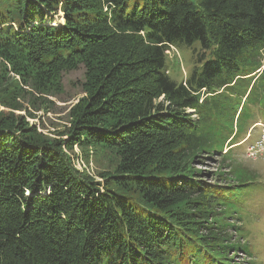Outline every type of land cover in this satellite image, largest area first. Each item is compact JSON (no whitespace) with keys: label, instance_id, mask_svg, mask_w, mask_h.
I'll list each match as a JSON object with an SVG mask.
<instances>
[{"label":"trees","instance_id":"obj_1","mask_svg":"<svg viewBox=\"0 0 264 264\" xmlns=\"http://www.w3.org/2000/svg\"><path fill=\"white\" fill-rule=\"evenodd\" d=\"M195 42L203 64L176 84L168 48ZM79 67L51 138L27 110ZM258 121L264 0H0V264H246L257 178L232 146Z\"/></svg>","mask_w":264,"mask_h":264},{"label":"rangeland","instance_id":"obj_2","mask_svg":"<svg viewBox=\"0 0 264 264\" xmlns=\"http://www.w3.org/2000/svg\"><path fill=\"white\" fill-rule=\"evenodd\" d=\"M61 20L59 15L54 17V22L57 24H60ZM201 54L199 42H195L191 46L176 44L169 47L165 57V68L169 79L176 84H180L188 79L195 69H199L202 66L203 62L199 63L197 61L198 56ZM208 58V56L205 57V59ZM83 76L84 69L82 67L66 72L62 80L63 93L49 97L48 100L51 103L43 104L38 111L28 108L27 111L35 115V118L28 119V122L35 125L40 132L49 135V137H58V133L65 131L69 126V110L83 96L81 89V84L84 81ZM25 106L27 107V104ZM21 114L25 115L24 112ZM260 133L261 130L258 127V122H255V128L250 138L246 136L232 146L234 164L254 172L257 178L256 183L250 187L255 191L252 190L249 193V199L259 197L255 200V204H253L256 212H251L246 216L243 226L245 243L251 247V252L256 257L254 259H246L245 257L240 258V260L235 259L237 262H246V264H264V156H260L258 152H256V155L250 152V148L254 145L253 142L257 140ZM71 155L70 159L73 166L75 164L80 172L85 170L91 173V175L96 176L101 171L111 167L106 158L96 157L95 154L89 157L87 163H84L82 160L79 161L80 159L77 160L79 152L77 154L71 152ZM195 168L207 171L216 170V166L212 160H206L204 166L196 165Z\"/></svg>","mask_w":264,"mask_h":264},{"label":"built area","instance_id":"obj_3","mask_svg":"<svg viewBox=\"0 0 264 264\" xmlns=\"http://www.w3.org/2000/svg\"><path fill=\"white\" fill-rule=\"evenodd\" d=\"M260 127H261L260 136H259L258 140L254 143V145H252V147L250 148V152H253L255 155H256V152H258L260 156H264V125H260ZM70 156H72V155L70 154ZM78 159L79 158L77 157V160ZM79 161H81V160H79ZM80 165L83 166V164H80ZM74 167L77 168V166L75 164H74Z\"/></svg>","mask_w":264,"mask_h":264}]
</instances>
